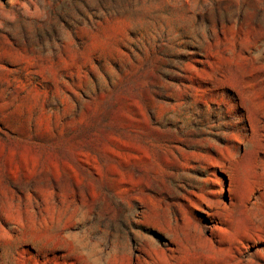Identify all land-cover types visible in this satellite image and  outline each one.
Wrapping results in <instances>:
<instances>
[{
  "label": "rangeland",
  "instance_id": "1",
  "mask_svg": "<svg viewBox=\"0 0 264 264\" xmlns=\"http://www.w3.org/2000/svg\"><path fill=\"white\" fill-rule=\"evenodd\" d=\"M0 264H264V0H0Z\"/></svg>",
  "mask_w": 264,
  "mask_h": 264
}]
</instances>
